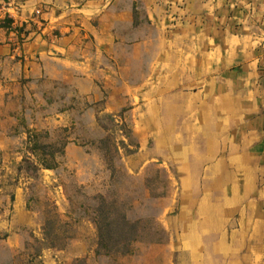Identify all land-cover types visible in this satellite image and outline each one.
<instances>
[{"label": "crops", "instance_id": "0c3cea01", "mask_svg": "<svg viewBox=\"0 0 264 264\" xmlns=\"http://www.w3.org/2000/svg\"><path fill=\"white\" fill-rule=\"evenodd\" d=\"M119 115L179 184L161 215L169 238L149 251L264 264V0H0V179L36 160L31 131L104 130ZM68 139L59 158L86 166L88 147ZM59 166L38 172L56 181ZM0 191L16 197L0 241L20 250L25 189Z\"/></svg>", "mask_w": 264, "mask_h": 264}, {"label": "rangeland", "instance_id": "374dc122", "mask_svg": "<svg viewBox=\"0 0 264 264\" xmlns=\"http://www.w3.org/2000/svg\"><path fill=\"white\" fill-rule=\"evenodd\" d=\"M97 121L104 130H73L71 125L52 130L51 135L44 131L41 137L42 142L55 143L58 148L69 141L68 137H76L77 144L88 147L86 166L69 167L59 158L61 166L51 175L57 179L54 181L49 178L50 173L41 176L34 166L22 162L0 179V186L22 184L26 209L34 216V225L25 229V242L20 250H11L0 241V264L163 263L159 251H149V247L169 238L161 215L166 208L177 209L174 196L179 184L174 181L173 171L167 167L166 158L152 137L141 144L123 116ZM80 131L87 135L79 137ZM99 193L118 199L128 217L132 221L142 220L145 228L147 220L155 217L165 233L158 237L148 234L135 243L128 255H97L93 208L94 196ZM15 200L13 191L5 194L0 191V211L12 210ZM10 217L8 214L5 219ZM3 237L5 234L0 231V239Z\"/></svg>", "mask_w": 264, "mask_h": 264}, {"label": "trees", "instance_id": "16d2710c", "mask_svg": "<svg viewBox=\"0 0 264 264\" xmlns=\"http://www.w3.org/2000/svg\"><path fill=\"white\" fill-rule=\"evenodd\" d=\"M44 132L31 131L28 137V150L36 160L25 158L38 171L39 169H56L59 166V157L64 154L65 143L61 148L55 143L42 142ZM96 204L93 208V222L97 228L98 242L97 255L119 256L131 254L136 242L153 235L158 237L165 230L156 218L147 220L148 227L142 226V220L132 221L116 198H109L103 193L94 196ZM147 233V234H146ZM160 238H153V241Z\"/></svg>", "mask_w": 264, "mask_h": 264}]
</instances>
